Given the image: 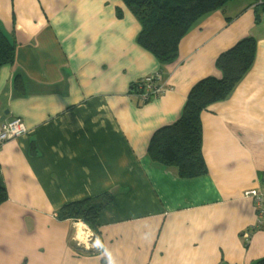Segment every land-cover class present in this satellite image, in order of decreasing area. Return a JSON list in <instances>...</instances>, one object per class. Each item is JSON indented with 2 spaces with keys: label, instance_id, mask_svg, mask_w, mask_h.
Returning <instances> with one entry per match:
<instances>
[{
  "label": "crops",
  "instance_id": "1",
  "mask_svg": "<svg viewBox=\"0 0 264 264\" xmlns=\"http://www.w3.org/2000/svg\"><path fill=\"white\" fill-rule=\"evenodd\" d=\"M122 12L117 18L116 10ZM0 28L16 45L0 69V123L27 134L0 148V264H252L264 258V11L230 1L199 19L174 61L137 44L119 0H0ZM256 42L248 73L200 114L207 174L182 180L151 163L153 133L181 115L198 81L219 78L217 57ZM22 82H14L15 75ZM159 77L141 102L134 84ZM113 194L89 248L64 205ZM248 236V239L244 235Z\"/></svg>",
  "mask_w": 264,
  "mask_h": 264
},
{
  "label": "trees",
  "instance_id": "2",
  "mask_svg": "<svg viewBox=\"0 0 264 264\" xmlns=\"http://www.w3.org/2000/svg\"><path fill=\"white\" fill-rule=\"evenodd\" d=\"M119 1L140 28L137 44L160 64H168L176 59L180 40L199 19L221 10L225 4L235 0ZM243 1L264 11V0ZM116 15L117 18H121V10L117 9ZM255 53V40L246 37L217 57L215 68L220 77H207L194 84L188 93L180 117L153 133L146 149L151 163L174 170L182 180H191L207 174L202 157L200 114L209 106L223 102L231 95L251 68ZM15 55V43L11 42L0 28V69L11 65ZM14 82L16 85L20 84L21 75H15ZM139 86L138 83L134 84V94L137 98L141 93ZM6 199V191L0 185V205ZM111 204L113 194L110 191L104 192L64 205L57 211L56 218L60 221H81L98 235L97 220L101 212ZM252 264H264V258Z\"/></svg>",
  "mask_w": 264,
  "mask_h": 264
},
{
  "label": "built area",
  "instance_id": "3",
  "mask_svg": "<svg viewBox=\"0 0 264 264\" xmlns=\"http://www.w3.org/2000/svg\"><path fill=\"white\" fill-rule=\"evenodd\" d=\"M159 77H145L140 79L138 84L140 85L141 93L138 99L141 102H147L148 100L155 99L164 92L162 86L156 85L159 81ZM27 134V129L20 119H13L11 121H6L0 123V148L1 146L14 138H18ZM245 197L253 198L257 204V209L260 214H262L261 204L264 203V195L259 194L255 191H246L244 193ZM74 226L77 227L76 243L77 246L88 249L89 243L93 238V234L88 230L87 226L82 222H77ZM245 238L248 236L245 234Z\"/></svg>",
  "mask_w": 264,
  "mask_h": 264
}]
</instances>
